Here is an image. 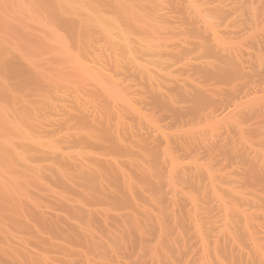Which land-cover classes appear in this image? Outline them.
Instances as JSON below:
<instances>
[{"label": "bare ground", "instance_id": "1", "mask_svg": "<svg viewBox=\"0 0 264 264\" xmlns=\"http://www.w3.org/2000/svg\"><path fill=\"white\" fill-rule=\"evenodd\" d=\"M146 251L264 264V0H0V264Z\"/></svg>", "mask_w": 264, "mask_h": 264}, {"label": "rangeland", "instance_id": "2", "mask_svg": "<svg viewBox=\"0 0 264 264\" xmlns=\"http://www.w3.org/2000/svg\"><path fill=\"white\" fill-rule=\"evenodd\" d=\"M194 250H196V249H194ZM144 251H145V250H144ZM138 252H139V251H138ZM138 252H137V253H138ZM194 252H195V251H194ZM133 253H134V251H132V255H133ZM142 253H143V252H142ZM146 253H147V251L144 253V255H142V258H141V257L139 258V262H142V264H143V261L145 260V257H147V256H146ZM144 256H145V257H144ZM134 258H136V256H135ZM134 258H133V260H132V258H131V261H134V260H135ZM148 258H149V257H148ZM148 258H147L146 260H148ZM141 259H142V261H141ZM143 259H144V260H143ZM146 260H145V261H146ZM149 260H150V258H149ZM149 260H148V261H149ZM148 261L144 262V264L148 263ZM193 261H194V259H193ZM139 262H137V264H138ZM194 262L196 263V261H194ZM194 262H193V263H194ZM132 263L134 264V262H132ZM149 263H151V262L149 261ZM195 263H194V264H195ZM135 264H136V263H135ZM139 264H141V263H139ZM165 264H167V263H165ZM168 264H169V263H168ZM189 264H192V263L190 262Z\"/></svg>", "mask_w": 264, "mask_h": 264}]
</instances>
